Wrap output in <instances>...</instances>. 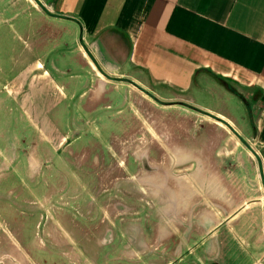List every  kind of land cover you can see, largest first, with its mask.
Returning a JSON list of instances; mask_svg holds the SVG:
<instances>
[{"label":"rangeland","instance_id":"obj_1","mask_svg":"<svg viewBox=\"0 0 264 264\" xmlns=\"http://www.w3.org/2000/svg\"><path fill=\"white\" fill-rule=\"evenodd\" d=\"M1 17L0 264L259 259L247 251L258 252L246 230L251 222L243 220L247 212L213 231L211 215L230 212L207 200L215 176L242 189L235 207L248 198L240 176L227 174L235 162L218 158L223 131L167 109L131 78L105 77L94 68L29 73L38 64L24 62V31L7 29ZM204 96L208 106L240 122L225 96L221 104ZM237 163L249 166L246 158Z\"/></svg>","mask_w":264,"mask_h":264},{"label":"crops","instance_id":"obj_2","mask_svg":"<svg viewBox=\"0 0 264 264\" xmlns=\"http://www.w3.org/2000/svg\"><path fill=\"white\" fill-rule=\"evenodd\" d=\"M0 16L7 29L24 31V62L38 64L24 73L94 68L131 78L167 109L223 131L218 158L235 162L227 174L240 176L248 198L235 207L242 189L217 175L206 186L207 200L230 212L205 216L215 218L216 231L247 212L243 220L251 222L246 230L258 252L247 251L258 253L254 264H264V0H3ZM204 95L220 104L225 96L240 122L208 106ZM243 158L248 167L238 165Z\"/></svg>","mask_w":264,"mask_h":264}]
</instances>
